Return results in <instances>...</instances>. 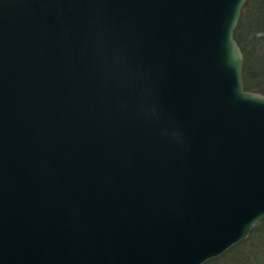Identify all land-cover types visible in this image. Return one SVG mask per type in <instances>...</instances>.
I'll use <instances>...</instances> for the list:
<instances>
[{
    "label": "water",
    "instance_id": "1",
    "mask_svg": "<svg viewBox=\"0 0 264 264\" xmlns=\"http://www.w3.org/2000/svg\"><path fill=\"white\" fill-rule=\"evenodd\" d=\"M247 0H0V264H206L264 219Z\"/></svg>",
    "mask_w": 264,
    "mask_h": 264
},
{
    "label": "rangeland",
    "instance_id": "2",
    "mask_svg": "<svg viewBox=\"0 0 264 264\" xmlns=\"http://www.w3.org/2000/svg\"><path fill=\"white\" fill-rule=\"evenodd\" d=\"M259 5H260V0H251V3L247 8L248 18L246 20L245 26L243 27V34L247 36V40H246V45L248 50L247 65L250 68H253V70L248 69L247 78L249 76V81L252 86V92H257L264 95V76L261 74L260 71L261 67L264 69V40L261 37L262 35L257 34L256 32L258 27L256 25V22H258L259 20V19L257 20V18L260 17L258 14ZM259 223H257L254 226V228L258 226ZM250 236L245 240L246 242L251 238ZM245 241L237 244L236 246L231 248L228 252H226L223 256L217 258L216 260L218 259L221 260L213 264H235L234 260L230 261L232 258L233 259L236 258V260L243 259V256L247 252V247L246 245H241V244H243ZM225 255H228L226 260L224 258ZM214 261L215 259L207 262L206 264H210Z\"/></svg>",
    "mask_w": 264,
    "mask_h": 264
},
{
    "label": "trees",
    "instance_id": "3",
    "mask_svg": "<svg viewBox=\"0 0 264 264\" xmlns=\"http://www.w3.org/2000/svg\"><path fill=\"white\" fill-rule=\"evenodd\" d=\"M251 3V0H247L246 4L242 8L241 17L238 23V26L234 32V38L238 42V45L242 49V52L244 53L245 57V63H244V71H243V82L244 87L248 91H252V86L249 81V76L247 78L248 69L253 70V68H250L247 65V45L246 40L247 36L243 34V27L246 24V20L248 18V11L247 8L249 4ZM259 18H257L258 22H256L257 27V34H261L262 39L264 40V0H260L259 10H258ZM258 17V15H257ZM261 74L264 76V69L261 67ZM251 72V71H249ZM250 74V73H249ZM251 238L246 242H244L241 245H246L247 252L243 256V259L236 260V258H232L230 261L234 260L235 264H264V219L260 221L258 226H256L251 233ZM240 245V246H241ZM228 255H225V260L227 259ZM221 259H218L210 264L217 263Z\"/></svg>",
    "mask_w": 264,
    "mask_h": 264
}]
</instances>
